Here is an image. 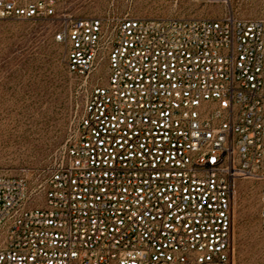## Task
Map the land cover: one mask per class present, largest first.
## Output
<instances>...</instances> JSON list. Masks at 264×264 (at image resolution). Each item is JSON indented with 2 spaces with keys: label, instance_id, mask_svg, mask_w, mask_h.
I'll use <instances>...</instances> for the list:
<instances>
[{
  "label": "built area",
  "instance_id": "built-area-1",
  "mask_svg": "<svg viewBox=\"0 0 264 264\" xmlns=\"http://www.w3.org/2000/svg\"><path fill=\"white\" fill-rule=\"evenodd\" d=\"M60 3L0 0V19L57 22L80 82L50 170L0 175V264H233L240 180L259 185L264 261V4L185 19Z\"/></svg>",
  "mask_w": 264,
  "mask_h": 264
},
{
  "label": "rangeland",
  "instance_id": "rangeland-1",
  "mask_svg": "<svg viewBox=\"0 0 264 264\" xmlns=\"http://www.w3.org/2000/svg\"><path fill=\"white\" fill-rule=\"evenodd\" d=\"M263 4L264 0H61L60 9L72 18H215L226 11L250 18L261 14ZM56 24L51 19H0V175L35 183L50 170L66 141L80 82L67 72L64 45L53 40ZM258 196L256 182H237L233 264H264Z\"/></svg>",
  "mask_w": 264,
  "mask_h": 264
}]
</instances>
